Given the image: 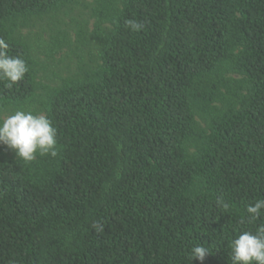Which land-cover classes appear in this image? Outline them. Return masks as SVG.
Here are the masks:
<instances>
[{"label":"trees","instance_id":"trees-1","mask_svg":"<svg viewBox=\"0 0 264 264\" xmlns=\"http://www.w3.org/2000/svg\"><path fill=\"white\" fill-rule=\"evenodd\" d=\"M0 38L28 66L0 119L58 153L0 144V264H232L264 225V0H0Z\"/></svg>","mask_w":264,"mask_h":264},{"label":"clouds","instance_id":"clouds-1","mask_svg":"<svg viewBox=\"0 0 264 264\" xmlns=\"http://www.w3.org/2000/svg\"><path fill=\"white\" fill-rule=\"evenodd\" d=\"M132 30L143 27L135 21H126ZM8 43L0 38V80L6 87L21 81L28 71L26 62L19 57L7 55ZM57 131L52 122L43 115H34L30 111L17 110L13 114L0 119V144L6 145L15 155L25 162H31L36 154L57 156ZM217 203L224 209L229 205L222 200ZM264 210V199H257L246 207L248 221L252 222L261 216ZM232 264H264V225L257 227L255 233L243 231L231 241ZM209 249L195 245L190 250V258L198 259L203 264Z\"/></svg>","mask_w":264,"mask_h":264},{"label":"rangeland","instance_id":"rangeland-1","mask_svg":"<svg viewBox=\"0 0 264 264\" xmlns=\"http://www.w3.org/2000/svg\"><path fill=\"white\" fill-rule=\"evenodd\" d=\"M7 117V116H6Z\"/></svg>","mask_w":264,"mask_h":264}]
</instances>
